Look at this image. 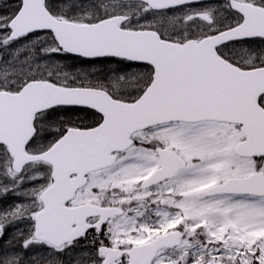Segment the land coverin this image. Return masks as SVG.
<instances>
[{
	"label": "snow or ice",
	"instance_id": "obj_1",
	"mask_svg": "<svg viewBox=\"0 0 264 264\" xmlns=\"http://www.w3.org/2000/svg\"><path fill=\"white\" fill-rule=\"evenodd\" d=\"M0 264H264V0H0Z\"/></svg>",
	"mask_w": 264,
	"mask_h": 264
}]
</instances>
